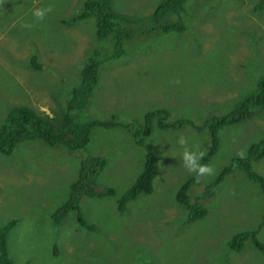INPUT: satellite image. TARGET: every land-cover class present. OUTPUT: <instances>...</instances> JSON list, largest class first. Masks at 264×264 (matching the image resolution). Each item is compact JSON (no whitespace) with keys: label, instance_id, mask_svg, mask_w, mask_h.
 Masks as SVG:
<instances>
[{"label":"rangeland","instance_id":"rangeland-1","mask_svg":"<svg viewBox=\"0 0 264 264\" xmlns=\"http://www.w3.org/2000/svg\"><path fill=\"white\" fill-rule=\"evenodd\" d=\"M83 1L0 0V125L16 106L57 120L81 66L98 46L92 18L71 21ZM107 1L113 11L140 18L161 2ZM257 2L186 0L180 11L183 35L155 36L146 43L136 38L119 62L100 68L97 83L73 115L82 123L110 121L138 130L144 115L155 110L167 111V124L185 118L199 127L217 108L228 112L264 78V6L254 9ZM49 7L43 19L32 14ZM32 55L41 65L37 73L18 61ZM158 117L160 113L149 121L147 149L134 143L127 128L117 126L95 127L77 152L25 138L10 155L0 153V227L16 220L7 240L13 264H182L188 254L197 256L198 264H264V252L250 241L240 251L228 249V241L240 231H254L264 243L262 187L234 168L204 202L206 216L187 223L175 193L192 173L183 167L175 141L184 136L189 148L197 145L206 153L209 138L187 124L160 130ZM263 138L264 108L219 131L217 150L206 163L213 171L198 176L189 195L199 194L223 167L246 156L248 146ZM147 150L158 158L153 192L139 194L119 211L118 200L141 171ZM95 155L103 156L106 165L88 182L113 194L81 200V215L90 229L79 226L73 210L53 223L81 161ZM253 170L264 177V158Z\"/></svg>","mask_w":264,"mask_h":264},{"label":"trees","instance_id":"trees-1","mask_svg":"<svg viewBox=\"0 0 264 264\" xmlns=\"http://www.w3.org/2000/svg\"><path fill=\"white\" fill-rule=\"evenodd\" d=\"M186 0H161L150 14L145 17H131L113 11L107 0H84L78 14L71 19L77 22L92 18L94 20V38L97 48L90 51L88 60L79 70V80L71 86L70 97L66 101L61 112L55 116L56 121L46 114L38 113L34 109L25 106H16L9 110L4 121L0 125V153L10 155L13 153L17 143L25 138H39L50 146L63 145L69 150L77 152L87 145L90 133L95 127L109 129L117 126L129 131L134 143L146 148L145 140L151 133L149 121L160 113L157 123L160 130L178 129L187 124L196 130L206 131L209 138V148L201 164H206L209 158L216 152L218 147V133L222 129L240 124L251 117L253 111L264 108V78L260 77L256 88L246 97L238 101L228 112L212 111L202 124L196 126L189 119H175L168 122L166 110H155L144 115L141 128L134 130L132 125L119 124L110 121L92 120L82 123L78 116L73 115V111L89 93L90 88L97 83L100 68L109 62H119L128 52L130 45L139 38L140 42L146 43L155 36L168 35L171 33L182 34L185 28L180 17L182 4ZM264 6V0H258L254 9L260 10ZM68 23V22H64ZM150 37V38H149ZM41 46H44L43 41ZM103 55V56H102ZM37 57L32 55L30 59L18 60L24 67L32 68L34 72L40 71L41 65L36 61ZM28 77V76H27ZM36 78L33 79L35 82ZM49 86V83H46ZM101 150L98 153L106 154ZM114 153V152H110ZM146 155L140 161L141 171L136 176L132 185L119 198L117 209L124 211L129 200L135 199L139 194H150L153 192V184L159 174L157 156L147 150ZM264 158V138L260 141L252 142L248 148L246 156L235 158L229 165L222 168L213 179L203 188V190L191 197L189 190L198 177L192 173L175 193L177 203L185 209L186 222L192 223L206 216L207 207L205 201L215 195V188L225 176L232 173L233 169L242 171L250 180L258 183L264 191V177L253 170V165ZM106 165V159L101 155L88 156L81 161L78 176L70 184L67 199L55 210L52 221L60 223L69 210L77 214L79 226L89 227L80 211V202L84 197L101 196L113 194L112 189L95 188L89 184V178L97 174ZM205 202V203H204ZM16 225V220H10L6 225L0 227V264H13L8 255V234ZM246 241L259 251L264 252V243L257 238L256 232L240 231L233 235L228 241V249L240 251L244 248ZM199 259L192 254L182 258V264H198ZM150 264V263H140Z\"/></svg>","mask_w":264,"mask_h":264},{"label":"clouds","instance_id":"clouds-1","mask_svg":"<svg viewBox=\"0 0 264 264\" xmlns=\"http://www.w3.org/2000/svg\"><path fill=\"white\" fill-rule=\"evenodd\" d=\"M51 11V8H37L33 10V15L37 19H43L46 12ZM175 143L180 146L182 149L180 153L181 163L183 167L189 173H195L197 176H203L206 174H211L213 168L208 164H201L199 161L205 155V152L202 150H198L197 145H193L191 148L188 147V140L184 136H178L176 138Z\"/></svg>","mask_w":264,"mask_h":264}]
</instances>
